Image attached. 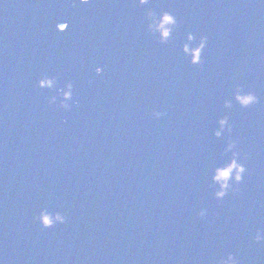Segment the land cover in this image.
<instances>
[{
    "label": "water",
    "instance_id": "95a60500",
    "mask_svg": "<svg viewBox=\"0 0 264 264\" xmlns=\"http://www.w3.org/2000/svg\"><path fill=\"white\" fill-rule=\"evenodd\" d=\"M258 234L264 0H0V264H264Z\"/></svg>",
    "mask_w": 264,
    "mask_h": 264
},
{
    "label": "clouds",
    "instance_id": "9594fccd",
    "mask_svg": "<svg viewBox=\"0 0 264 264\" xmlns=\"http://www.w3.org/2000/svg\"><path fill=\"white\" fill-rule=\"evenodd\" d=\"M139 2H140V4L143 5V4L149 3V0H139ZM81 3L88 4V3H91V0H81ZM148 18L153 21L149 25L150 29H152L153 31L161 30L163 38L166 39L169 36L171 29L166 28L165 25L174 24L175 23L174 17L171 14L165 12L163 17H162V20L157 21L156 20V14L152 11H149ZM68 27H69V25L67 23H65V24L59 26L58 30L66 31ZM189 38L191 39V37H189ZM205 44H206V38H205V40H202L200 47L196 50L197 60H199L200 52L205 47ZM186 51H187V47H186ZM98 72L102 73L103 69L102 68L98 69ZM40 83L42 86L50 87V86H52L54 81L48 77H44V79ZM72 87L73 86L71 83H69L67 85L68 90L66 93H64L65 100H67L71 97ZM56 99H57L56 97H52L50 103H55ZM237 99L245 107H247L251 103H258V97H256L254 94L240 95L238 92ZM229 106H230V104H229ZM62 107L68 108L69 105L67 103L62 102ZM157 115H160V113H157ZM219 123H220V128L215 133L216 136H218V137L222 135V133L225 129V125L228 124L227 118L220 120ZM228 131L231 132V126L228 127ZM235 147H236L235 142L230 143L228 145L227 150L231 151ZM237 155L238 154L234 153V156H237ZM246 172H247V168L245 167V165L243 163H240L238 161V159H236V158H234L232 160V162L227 167H225L223 169H218L217 174L214 178L215 181L220 184V190L216 193L217 198L223 199V197H225L227 195V191L230 187L229 180L232 177L233 173L235 174V181L239 183V182L243 181V178H244V175ZM204 214H205L204 212L201 213V215H204ZM56 220H59L62 222L63 217L58 215L56 217ZM42 222L46 227H50L53 224V221H51L47 215L42 216ZM256 239L258 241L261 239H264V235L258 234ZM221 264H238V261L236 260V258L233 255L230 254L227 257V259L221 261Z\"/></svg>",
    "mask_w": 264,
    "mask_h": 264
}]
</instances>
